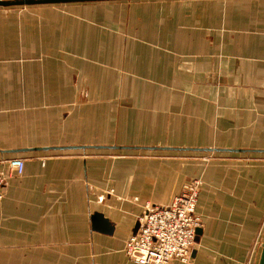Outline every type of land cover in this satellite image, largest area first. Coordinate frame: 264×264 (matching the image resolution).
I'll return each instance as SVG.
<instances>
[{
  "label": "crops",
  "instance_id": "0c3cea01",
  "mask_svg": "<svg viewBox=\"0 0 264 264\" xmlns=\"http://www.w3.org/2000/svg\"><path fill=\"white\" fill-rule=\"evenodd\" d=\"M13 157L0 264H137L125 245L146 205L195 178L200 233L168 264H259L264 0L0 5V160Z\"/></svg>",
  "mask_w": 264,
  "mask_h": 264
},
{
  "label": "built area",
  "instance_id": "2783aa9c",
  "mask_svg": "<svg viewBox=\"0 0 264 264\" xmlns=\"http://www.w3.org/2000/svg\"><path fill=\"white\" fill-rule=\"evenodd\" d=\"M0 200L8 176L21 175L25 160L13 157L0 160ZM201 179L184 184L182 192L167 206L146 205L138 217L139 228L126 241L125 252L137 264H168L173 260L189 262L196 243L197 230L202 226L196 213Z\"/></svg>",
  "mask_w": 264,
  "mask_h": 264
},
{
  "label": "water",
  "instance_id": "95a60500",
  "mask_svg": "<svg viewBox=\"0 0 264 264\" xmlns=\"http://www.w3.org/2000/svg\"><path fill=\"white\" fill-rule=\"evenodd\" d=\"M56 1H83V0H14V1H4V0H0V5H4V6H14V5H22V4H29V3H34V2H56ZM139 228V223L137 224L136 227V232ZM135 232V233H136ZM200 233V229L197 230V235ZM259 264H264V242L262 245V251H261V255H260V260H259Z\"/></svg>",
  "mask_w": 264,
  "mask_h": 264
},
{
  "label": "rangeland",
  "instance_id": "374dc122",
  "mask_svg": "<svg viewBox=\"0 0 264 264\" xmlns=\"http://www.w3.org/2000/svg\"><path fill=\"white\" fill-rule=\"evenodd\" d=\"M198 179V178H197ZM264 242V241H263ZM263 245V244H262Z\"/></svg>",
  "mask_w": 264,
  "mask_h": 264
}]
</instances>
